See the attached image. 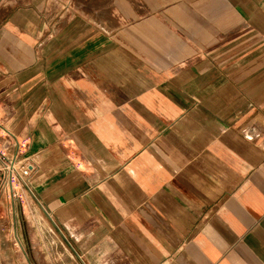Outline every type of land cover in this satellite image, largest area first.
<instances>
[{
    "label": "crops",
    "instance_id": "0c3cea01",
    "mask_svg": "<svg viewBox=\"0 0 264 264\" xmlns=\"http://www.w3.org/2000/svg\"><path fill=\"white\" fill-rule=\"evenodd\" d=\"M16 149L38 236L0 264H264V0H0Z\"/></svg>",
    "mask_w": 264,
    "mask_h": 264
},
{
    "label": "rangeland",
    "instance_id": "374dc122",
    "mask_svg": "<svg viewBox=\"0 0 264 264\" xmlns=\"http://www.w3.org/2000/svg\"><path fill=\"white\" fill-rule=\"evenodd\" d=\"M15 201V205H16V209H17V219H18V223H19V228H18V232H19V236L21 234L22 238L24 239V241H21V248L19 245H17V243L14 240V228L10 225V224H5V220L7 218V213L5 214L3 211L0 210V235L3 236L4 238H8V240L10 241L12 247L15 248L16 251L18 252H27L30 254V252H32L31 248V238L38 236V230L35 227H32V225L35 223V221H38L37 217H34L31 215L30 212H20V208L21 206H26L27 207V202L25 200V197L23 195H21V193H18L17 198L14 200ZM6 202L9 203L7 200ZM11 204V203H10ZM12 204H14V202H12ZM13 216V213H11ZM9 215V214H8ZM41 223V222H40ZM27 225V226H26ZM47 227L46 229L44 228H40L39 234L41 236H43L45 238V243L42 244H36V250H40L43 252H68L71 251L72 249L69 247H65L64 245H57V244H49V242L47 241ZM55 246V247H54ZM57 256V255H56ZM31 262V261H29ZM34 264H61L62 260H58V258L56 257L55 259H40V260H36L33 261ZM73 264L76 263V261H72Z\"/></svg>",
    "mask_w": 264,
    "mask_h": 264
},
{
    "label": "built area",
    "instance_id": "2783aa9c",
    "mask_svg": "<svg viewBox=\"0 0 264 264\" xmlns=\"http://www.w3.org/2000/svg\"><path fill=\"white\" fill-rule=\"evenodd\" d=\"M30 174L31 165L17 149L10 154L0 150V197L5 195L12 203L21 190L29 191Z\"/></svg>",
    "mask_w": 264,
    "mask_h": 264
}]
</instances>
